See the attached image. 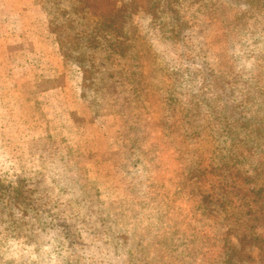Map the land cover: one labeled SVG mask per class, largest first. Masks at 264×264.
<instances>
[{"label":"rangeland","instance_id":"374dc122","mask_svg":"<svg viewBox=\"0 0 264 264\" xmlns=\"http://www.w3.org/2000/svg\"><path fill=\"white\" fill-rule=\"evenodd\" d=\"M228 252L264 264V0H0V264Z\"/></svg>","mask_w":264,"mask_h":264},{"label":"trees","instance_id":"16d2710c","mask_svg":"<svg viewBox=\"0 0 264 264\" xmlns=\"http://www.w3.org/2000/svg\"><path fill=\"white\" fill-rule=\"evenodd\" d=\"M68 156L72 157V155H70V153L68 154ZM57 170H58V172L60 174H66L63 171V169L57 168ZM79 178L80 177L77 176L76 177V184L73 183L74 192L71 193V194H68L69 195V200L70 201H74L76 199V201H81V199H82L83 202H86L85 201V194H81L79 192L80 188L84 189V187L81 186ZM63 184L66 186L67 185L66 181H64ZM19 193H21V192H19V191L17 192L16 188H15V190L12 192V194L10 196H8V199L9 198L12 199L11 205L9 207L11 215L14 217V214L12 213V212H14L19 218H21V213L22 212L19 211V207H22L25 204V202L21 200L22 197H23V194H19ZM74 193L76 194V196H73ZM35 195H36V193H35ZM26 196H28V195H26ZM36 197H37L38 200H42V203L45 205V203H46L45 201L48 199V194L37 193ZM40 198H42V199H40ZM71 204H72V202H71ZM97 209H101V208H99V206H98ZM50 215H51V220L54 221V222L48 228H43L44 237L46 235H59V234H61V235H63L65 237V239L66 238L68 239V242H76V241H78L79 239H81L83 237L82 236L83 230H81V225H82L83 219H81L77 223L76 226L72 227V226H70V220L69 219H70L71 216L69 214V210L61 209L59 218L54 217L52 214H50ZM84 221H85V219H84ZM86 223L87 222L85 221V224ZM10 231L11 232H15L12 229ZM25 231L28 234L33 235L35 238L36 237H40V235L42 234V232H40L41 228H37L35 230L29 229V230H25ZM71 232H72V234H71ZM98 236H99L101 242H103V241L107 242V238H106L104 233L103 234H98ZM75 237H77V238H75ZM236 258H237V255L234 252H228V255H226L225 258L222 259V262H226L227 264H234L233 260H235Z\"/></svg>","mask_w":264,"mask_h":264}]
</instances>
